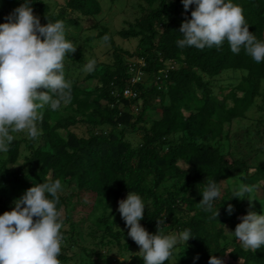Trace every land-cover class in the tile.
Listing matches in <instances>:
<instances>
[{"label":"trees","instance_id":"trees-1","mask_svg":"<svg viewBox=\"0 0 264 264\" xmlns=\"http://www.w3.org/2000/svg\"><path fill=\"white\" fill-rule=\"evenodd\" d=\"M105 1L33 0L42 25L63 20L66 30L80 29L95 20L91 28L97 34L80 37L87 44H110L112 61L95 67L84 80H70L65 67L71 101L40 110L38 140L11 133L9 151L0 153V215L30 187L61 179L62 264H117L111 249L131 254L130 264H143L142 253H133L137 244L127 235L125 221L117 218L119 201L134 191L147 205L140 223L150 233L164 219L160 227L166 234L192 232L165 264H208L212 255L224 264H264V247L245 250L232 233L248 211L264 214V188L262 196L256 193L264 181V164L257 160L264 154V116L254 113L255 106L264 108L258 101L264 62L256 63L243 49L233 53L227 41L219 49L179 47L181 24L195 9L191 5L186 11L182 0H135L116 33L98 19ZM109 1L110 7L126 2ZM234 2L242 6L249 31L264 41V0ZM22 3L0 0V23ZM72 35L66 31L67 39ZM117 35L138 40V48L119 45ZM80 49L65 61L83 65ZM230 72L241 73L239 80L219 86L217 79ZM92 79L98 83L89 89ZM244 122L249 124L242 130ZM80 125L85 130L77 131ZM209 181L217 182L221 195L205 211L199 202ZM238 185L255 187L248 197L256 199L254 207L247 198L233 197ZM229 205L235 208L231 215Z\"/></svg>","mask_w":264,"mask_h":264},{"label":"clouds","instance_id":"clouds-1","mask_svg":"<svg viewBox=\"0 0 264 264\" xmlns=\"http://www.w3.org/2000/svg\"><path fill=\"white\" fill-rule=\"evenodd\" d=\"M187 11L191 5V18L182 22L179 32L183 38L179 47L205 49L220 48L228 42L233 53L243 49L256 63L264 62V41L249 31L242 6L234 0H182ZM33 0H23L0 23V153H7L14 139L12 132H25L27 137L38 140L42 135L38 124L43 115L40 110L50 105L56 110L61 103L72 99V82L66 79L65 59L77 46L67 39L63 20L42 25L34 14ZM109 37L106 35L104 40ZM96 61L89 60L86 72L94 70ZM64 190L61 179L48 180L27 189L15 199L10 211L0 215V264H61L63 220L58 208L59 193ZM254 186L238 185L233 197H250ZM202 194L200 206L211 211L220 197L221 188L216 181H209ZM248 194V196H246ZM146 203L130 191L119 201L118 211L129 231L127 235L140 246L143 264H165L173 250L193 237L190 229L179 234H166L158 220V230L150 233L140 221L144 219ZM111 211V210H110ZM235 208L229 205L227 212ZM218 216V211L215 213ZM35 218V219H34ZM166 218V217H165ZM234 235L245 250L264 247V214L248 211L239 217ZM196 260L199 256L195 257ZM208 264H224L212 255Z\"/></svg>","mask_w":264,"mask_h":264},{"label":"rangeland","instance_id":"rangeland-1","mask_svg":"<svg viewBox=\"0 0 264 264\" xmlns=\"http://www.w3.org/2000/svg\"><path fill=\"white\" fill-rule=\"evenodd\" d=\"M64 1V0H63ZM136 2L135 0H126V2L120 6H114V7H110V1L106 0L105 1V6H104V11L102 12V14H100L98 16L99 20L104 21L105 23L109 24L111 27L110 32H114L116 33L118 30L121 29V27H123L125 25V20L129 19V17L132 14L133 11V7H132V3ZM107 4V6H106ZM95 23V20H89L88 22L84 23L83 28L77 29V28H72L66 30L67 32L70 31V33L75 34L71 36V38L69 39L74 46H77L76 50L78 49H83L84 50V61H83V65L80 64V62L78 60H76L75 62H71V61H65V67H67L68 69V73H69V78L70 80H73L74 78L80 79V80H84L85 77L88 75V72L85 71V66L88 63L89 60L94 59L96 61L95 67H100L101 64L103 65H108L110 64V62L112 61V53H113V49H111L110 44L105 43L101 40H94L91 43H86V40L82 37H80V35H87V34H97V29L95 28H91L92 25ZM82 38V39H81ZM117 39V43L121 46H123L124 48H128L131 51H134L138 48V40H124L122 39L120 36H116ZM80 49V50H81ZM82 50V51H83ZM138 62L142 63L143 60L140 59L138 60ZM94 67V68H95ZM241 76V73L238 74H234L232 72L230 73H226L222 76H220L217 80V82H219V86L220 85H229L231 82L235 83L239 80ZM139 79V78H136ZM98 83V80H90L89 83V89L93 88L95 86V84ZM221 87H219L218 89H220ZM218 95H223L221 92H217ZM262 96L259 97L258 101H259V105L263 104L264 105V84L262 87ZM254 113L255 115L260 118L261 116H264V108L260 109L257 106L254 107ZM264 119V118H263ZM243 125V123H241ZM247 124H249L248 122H244V126H242V130H244L247 127ZM241 126V125H239ZM77 131L81 132L83 130H85V125H80V127L76 128ZM19 133V132H18ZM253 138V137H251ZM252 142V140H251ZM26 154V152H25ZM257 160H259V162L261 164H264V154L260 155L259 157H257ZM263 188H264V181H262L260 183V185L257 187L256 193L260 196L263 195ZM118 219L121 220V216H117ZM119 220V221H120ZM121 224V222H120ZM122 227H124L122 225ZM125 228V227H124ZM67 246H69V244L67 243ZM76 250L78 249L76 246L74 247ZM79 251V250H78ZM140 252V246H135L134 248V252L133 253H137ZM110 257L113 259H117L118 262H116L117 264H119V261L124 262V264H130V262L132 261L131 259V254H125V255H120V253L117 251V249H114L110 251ZM62 264V262H61ZM172 264H177V260H174L172 262Z\"/></svg>","mask_w":264,"mask_h":264}]
</instances>
